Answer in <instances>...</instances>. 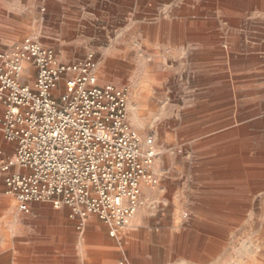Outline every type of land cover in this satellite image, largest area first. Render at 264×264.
Segmentation results:
<instances>
[{"label":"crops","instance_id":"0c3cea01","mask_svg":"<svg viewBox=\"0 0 264 264\" xmlns=\"http://www.w3.org/2000/svg\"><path fill=\"white\" fill-rule=\"evenodd\" d=\"M40 7L48 10L45 15L39 14ZM3 9L8 17L1 14ZM28 10L35 19H49L50 24H36L37 40L54 48L62 62L66 58L71 62L76 55L84 56L93 50L137 51L139 34L162 37L165 50L209 53H218L219 40L226 38L227 67L233 76L237 71L247 85L242 91V160L237 165L233 112L232 118L227 119L225 170H214L212 145L203 144L202 152L207 155L202 162L205 170L156 174L158 184L142 187L146 203L130 227L121 230L117 237H111L109 227L93 216L87 219L81 233L77 222L69 217V208L59 209L58 219L47 220V205L30 206L33 216L40 219L39 225L32 226L35 237L60 238L61 244L77 239L79 232L90 241L76 246L75 259L68 257L70 251L63 250L50 264H79L81 256L86 264V254L91 257L93 251H99L97 264H172V255L182 252L188 259L198 255L216 260L219 212L226 213L228 224L229 215L235 210L236 188L248 193L251 188H264L260 172L264 169V0H0V49L21 41L19 37L27 32ZM122 13L129 14V39L102 43V21L113 24ZM207 67L215 65L204 66ZM2 144L10 152V145L4 141ZM242 165L245 170L236 174ZM252 168L258 171L252 173ZM1 194L5 195L4 190ZM14 202L12 198L11 203ZM178 208L186 213L184 228L189 236L183 242L174 238L178 232L174 211Z\"/></svg>","mask_w":264,"mask_h":264},{"label":"built area","instance_id":"2783aa9c","mask_svg":"<svg viewBox=\"0 0 264 264\" xmlns=\"http://www.w3.org/2000/svg\"><path fill=\"white\" fill-rule=\"evenodd\" d=\"M96 70L93 53L62 62L30 36L0 51V176L21 212L67 207L79 232L93 216L117 237L158 184V152L129 121L128 90Z\"/></svg>","mask_w":264,"mask_h":264},{"label":"rangeland","instance_id":"374dc122","mask_svg":"<svg viewBox=\"0 0 264 264\" xmlns=\"http://www.w3.org/2000/svg\"><path fill=\"white\" fill-rule=\"evenodd\" d=\"M47 11L45 8H39V14L45 15ZM5 12L3 9L1 14L8 17V12ZM122 14L118 22L113 24L107 25L102 21V43H120L129 39L126 32L129 31L126 30L129 14ZM37 23L47 25L50 21L46 17L43 20L35 19V15L28 10L27 32L18 40L28 36L38 39ZM138 40L140 45L137 51L93 50L89 53H93L96 58L99 84L111 83L128 90V117L131 125L143 138L152 137L156 142L158 156L154 172L161 175L164 172L185 169L205 170L202 162L207 155L203 154L202 147L208 142L212 145L214 170H225L227 119L232 118L233 112L237 165L238 161L242 160V91L247 85L244 79L238 76L237 71L233 76L231 68L227 67L229 45L226 38L219 40L218 53L165 50L162 37L154 35L139 34ZM89 53L84 56L78 54L71 62L82 60ZM69 60L66 58L63 61ZM211 64L215 65V68H204ZM28 82L33 84L34 78L28 79ZM63 86L61 83V88ZM10 153H13V150H10ZM244 168L246 167L240 166L236 169V174H242ZM254 171L258 169L252 168L251 172ZM260 172L264 177V169ZM2 180L1 176L0 264H50L51 259L64 253L63 250L70 251L71 255L68 257L75 259L76 246L83 241L90 243L86 234L79 232L77 239H70L61 244L60 238L53 240L32 235V226L39 225L40 219L33 216L31 209L29 213L21 212L16 202L11 203V197L1 194L4 190ZM249 191L248 193L247 190L236 188L235 210L230 213L228 224L226 213L219 212L216 260H207L198 255L194 259H188L186 253L182 252L173 254L171 263L264 264V188H251ZM240 192L244 194H239ZM42 204L49 207L44 211L45 219L59 218V209H55L50 203ZM174 212L178 225L174 238L183 242L189 236L184 228L186 213L183 208ZM90 255L91 257H88L89 254H86L85 263L97 264L99 251H93ZM83 261L81 256L79 264H83ZM68 264L76 263L70 261Z\"/></svg>","mask_w":264,"mask_h":264}]
</instances>
